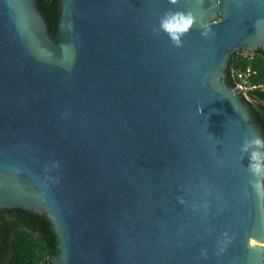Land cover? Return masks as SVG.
Here are the masks:
<instances>
[{
	"label": "water",
	"instance_id": "1",
	"mask_svg": "<svg viewBox=\"0 0 264 264\" xmlns=\"http://www.w3.org/2000/svg\"><path fill=\"white\" fill-rule=\"evenodd\" d=\"M57 10L52 35L0 0V209L44 215L52 264H264V130L227 81L264 51V0Z\"/></svg>",
	"mask_w": 264,
	"mask_h": 264
},
{
	"label": "trees",
	"instance_id": "2",
	"mask_svg": "<svg viewBox=\"0 0 264 264\" xmlns=\"http://www.w3.org/2000/svg\"><path fill=\"white\" fill-rule=\"evenodd\" d=\"M58 0H37L49 24L52 35L57 33ZM251 65L257 73L251 78L253 84L264 85V51L259 49L254 56L232 52L227 81L235 85L233 70ZM253 100H248L264 130V86L253 91ZM55 250V235L44 215L22 208L0 209V264H52L48 255Z\"/></svg>",
	"mask_w": 264,
	"mask_h": 264
},
{
	"label": "clouds",
	"instance_id": "3",
	"mask_svg": "<svg viewBox=\"0 0 264 264\" xmlns=\"http://www.w3.org/2000/svg\"><path fill=\"white\" fill-rule=\"evenodd\" d=\"M192 23L191 17L189 16L188 19H184L182 16L177 19L176 17H173V19L165 24V27L169 30H174L175 32H183L186 31L187 28ZM254 143L259 146L262 142L260 139H256ZM251 160L255 161V163L251 164L252 169L254 172L259 173L262 169L261 161L264 160V153H260L257 151H253L251 153Z\"/></svg>",
	"mask_w": 264,
	"mask_h": 264
},
{
	"label": "built area",
	"instance_id": "4",
	"mask_svg": "<svg viewBox=\"0 0 264 264\" xmlns=\"http://www.w3.org/2000/svg\"><path fill=\"white\" fill-rule=\"evenodd\" d=\"M257 73V71L251 66L248 65L247 67L240 69V70H233L232 74L237 81L238 85L240 86L242 92L244 93L247 100H253V91L257 87H263V84H253L251 78Z\"/></svg>",
	"mask_w": 264,
	"mask_h": 264
}]
</instances>
